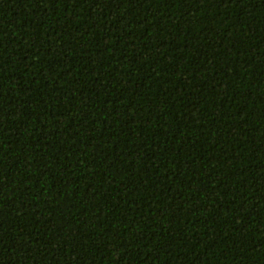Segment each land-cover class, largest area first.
Here are the masks:
<instances>
[{
    "label": "trees",
    "instance_id": "1",
    "mask_svg": "<svg viewBox=\"0 0 264 264\" xmlns=\"http://www.w3.org/2000/svg\"><path fill=\"white\" fill-rule=\"evenodd\" d=\"M0 264H264V0H0Z\"/></svg>",
    "mask_w": 264,
    "mask_h": 264
}]
</instances>
